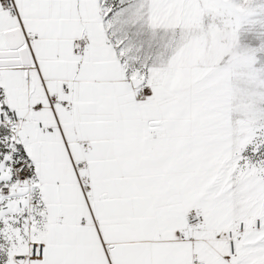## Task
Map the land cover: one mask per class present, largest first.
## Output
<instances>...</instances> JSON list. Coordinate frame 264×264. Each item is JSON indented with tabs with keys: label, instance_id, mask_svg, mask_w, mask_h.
I'll return each instance as SVG.
<instances>
[{
	"label": "crops",
	"instance_id": "crops-1",
	"mask_svg": "<svg viewBox=\"0 0 264 264\" xmlns=\"http://www.w3.org/2000/svg\"><path fill=\"white\" fill-rule=\"evenodd\" d=\"M14 4L16 17L0 8L8 16L0 34L36 37L23 40L27 65L0 66V108L22 117L19 145L43 220L44 254L27 264H190L192 256L237 264L238 240L229 254L222 237L237 221L230 82L176 66L137 97L100 29V0ZM45 94L70 111L57 102L52 112L34 109ZM190 210L204 218L193 234L203 240L177 241Z\"/></svg>",
	"mask_w": 264,
	"mask_h": 264
},
{
	"label": "rangeland",
	"instance_id": "rangeland-1",
	"mask_svg": "<svg viewBox=\"0 0 264 264\" xmlns=\"http://www.w3.org/2000/svg\"><path fill=\"white\" fill-rule=\"evenodd\" d=\"M100 1V29L134 84L156 81L176 66L201 67L197 74L205 80L230 82L235 219L264 218V0ZM7 19L0 12V22ZM2 40L0 34V46ZM33 185L29 175L11 176L0 148V264L42 234L41 211L26 202ZM252 230L236 237L237 264H264V230Z\"/></svg>",
	"mask_w": 264,
	"mask_h": 264
},
{
	"label": "built area",
	"instance_id": "built-area-1",
	"mask_svg": "<svg viewBox=\"0 0 264 264\" xmlns=\"http://www.w3.org/2000/svg\"><path fill=\"white\" fill-rule=\"evenodd\" d=\"M0 8L9 16L16 17L17 12L14 0H0ZM22 41H32L36 37L34 35L21 36ZM75 50L81 51L80 41L74 42ZM67 80H60V91L65 93L68 89ZM142 85L135 84L136 96L141 93ZM44 103L37 102L34 109H49L53 111L52 104L57 102L59 105V112H69L71 104L68 101H56L55 94H45L43 96ZM25 116V115H24ZM40 128L45 131H50L51 127H42L41 123H37ZM22 127V117L19 116L16 110L0 109V148L3 149L7 155V162L11 176L18 180H25L29 175L30 166L28 160L19 145V132ZM87 179H79V185L82 189L87 186ZM27 205L37 206L38 202L34 196L27 197ZM204 218L201 213L195 210H190L185 213L184 225L177 230V241H188L194 243L203 239L194 236L193 234L202 228ZM249 229L264 230V218L254 219L249 225ZM248 230V226L243 221H236L232 227L225 229L223 239L226 243L229 254L234 253L235 240L238 234ZM44 254V244L41 240H31L27 242L24 249L13 250L8 257L7 264H27L31 259L41 258ZM190 264H207L204 260L197 256H192Z\"/></svg>",
	"mask_w": 264,
	"mask_h": 264
},
{
	"label": "water",
	"instance_id": "water-1",
	"mask_svg": "<svg viewBox=\"0 0 264 264\" xmlns=\"http://www.w3.org/2000/svg\"><path fill=\"white\" fill-rule=\"evenodd\" d=\"M5 48L0 49V66L22 64L27 65V53L22 46L23 41L18 28L9 29L2 33ZM18 55V59L15 57Z\"/></svg>",
	"mask_w": 264,
	"mask_h": 264
}]
</instances>
